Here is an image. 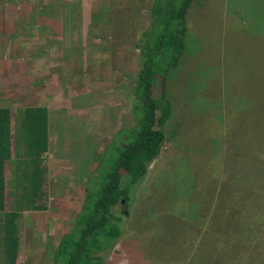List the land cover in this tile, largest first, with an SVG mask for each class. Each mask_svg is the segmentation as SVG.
Masks as SVG:
<instances>
[{
    "label": "rangeland",
    "instance_id": "374dc122",
    "mask_svg": "<svg viewBox=\"0 0 264 264\" xmlns=\"http://www.w3.org/2000/svg\"><path fill=\"white\" fill-rule=\"evenodd\" d=\"M151 1L0 0V107L12 125L6 211L17 196L20 113L48 110L45 209L20 214L18 264H52L106 142L131 123L134 45ZM186 24L184 54L166 80L160 153L131 204L114 208L127 219L104 264H226L219 256L264 264V246L246 245L241 231L230 250L212 246L231 224L210 221L233 195L246 208L261 200L264 213V51L252 38L264 26V0H194ZM263 219L252 229L261 225L258 242Z\"/></svg>",
    "mask_w": 264,
    "mask_h": 264
},
{
    "label": "trees",
    "instance_id": "16d2710c",
    "mask_svg": "<svg viewBox=\"0 0 264 264\" xmlns=\"http://www.w3.org/2000/svg\"><path fill=\"white\" fill-rule=\"evenodd\" d=\"M193 1H151L148 27L138 35L134 45L139 70L132 90L131 123L106 142L97 167L85 184L84 198L72 218L71 227L55 247L52 264H104L106 254L120 239L127 213L115 212L114 208L131 204L135 188L160 153L164 141L162 127L170 113L166 80L184 54L188 33L186 15ZM255 31L253 41L264 51V34ZM243 35L250 38L249 32ZM19 126L21 154L16 170L17 196L15 209L6 211L4 169L6 162L12 159V125L10 110L0 107V264H18L21 212L45 209L42 200L45 198L46 170L42 158L49 148L47 108L25 107L20 113ZM235 201L237 198L233 195L227 207L211 211L212 224L215 219L222 220L218 224H231L228 230L225 228L228 231L225 240H215L212 246L221 247L224 252L230 250L234 246L231 240H237L240 231L246 245L264 246V240L258 242L257 232L261 225L258 231H252L255 222L264 216L258 207L261 200H254V206L249 208L244 203L236 205ZM217 211L220 217L214 216ZM219 258L220 263L233 262L231 257L224 261L222 256Z\"/></svg>",
    "mask_w": 264,
    "mask_h": 264
},
{
    "label": "crops",
    "instance_id": "0c3cea01",
    "mask_svg": "<svg viewBox=\"0 0 264 264\" xmlns=\"http://www.w3.org/2000/svg\"><path fill=\"white\" fill-rule=\"evenodd\" d=\"M262 29H264V26L263 27H261V28H256L255 30V32L257 33V34H264V32H259V30H262ZM43 107H47V106H43ZM67 107H73L72 105H67ZM11 138H12V135H11Z\"/></svg>",
    "mask_w": 264,
    "mask_h": 264
},
{
    "label": "water",
    "instance_id": "95a60500",
    "mask_svg": "<svg viewBox=\"0 0 264 264\" xmlns=\"http://www.w3.org/2000/svg\"><path fill=\"white\" fill-rule=\"evenodd\" d=\"M123 203V202H122Z\"/></svg>",
    "mask_w": 264,
    "mask_h": 264
}]
</instances>
